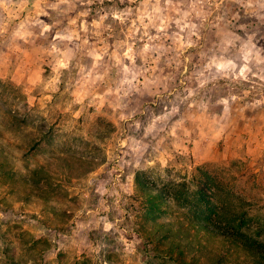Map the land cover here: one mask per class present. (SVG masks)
<instances>
[{
  "label": "rangeland",
  "instance_id": "obj_1",
  "mask_svg": "<svg viewBox=\"0 0 264 264\" xmlns=\"http://www.w3.org/2000/svg\"><path fill=\"white\" fill-rule=\"evenodd\" d=\"M210 192L264 247V0H0V264H177Z\"/></svg>",
  "mask_w": 264,
  "mask_h": 264
},
{
  "label": "trees",
  "instance_id": "obj_2",
  "mask_svg": "<svg viewBox=\"0 0 264 264\" xmlns=\"http://www.w3.org/2000/svg\"><path fill=\"white\" fill-rule=\"evenodd\" d=\"M207 188V187H206ZM200 188L199 199L208 203V198L205 195L206 190L212 191V188ZM212 194V198H214V203L209 205L208 213L202 216L203 210L201 212L196 211L193 214L194 222L192 221V225L187 227L180 225L177 229L169 226L162 225L157 231H161L162 234L160 237L163 239H169V242L173 243L172 247H169V256L172 257V253H174V248H178V254L180 257H176L174 260L177 264H200V258L196 256L195 252L191 253L190 259L184 258V249L185 247L190 246L192 241H189L190 244L182 245L180 243L181 240H189L190 236H193V233L199 234L201 232L208 234L210 237H219L229 242H224L220 247L221 252L214 255V260L212 264H222L223 257L230 255L232 250L234 249H243L247 252L252 253V256H257L259 262L264 264V247L263 245H259L260 249H257L256 244L250 242L248 236L243 231V224L238 219V214L235 213L234 210L229 208V205L224 202L225 207L219 205L221 204L222 198L218 196L217 192H210ZM150 206V209L153 213H155L159 209V204L155 202L153 199L147 200ZM242 240L243 242H239ZM201 247H205L200 240H198ZM258 245V244H257ZM219 249V250H220Z\"/></svg>",
  "mask_w": 264,
  "mask_h": 264
}]
</instances>
